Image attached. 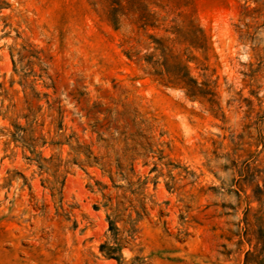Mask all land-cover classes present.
I'll use <instances>...</instances> for the list:
<instances>
[{
    "label": "rangeland",
    "instance_id": "1",
    "mask_svg": "<svg viewBox=\"0 0 264 264\" xmlns=\"http://www.w3.org/2000/svg\"><path fill=\"white\" fill-rule=\"evenodd\" d=\"M144 1L164 23L149 33L205 30L190 66L215 103L130 60L134 25L101 2L0 0V264H244L264 211V0Z\"/></svg>",
    "mask_w": 264,
    "mask_h": 264
},
{
    "label": "trees",
    "instance_id": "2",
    "mask_svg": "<svg viewBox=\"0 0 264 264\" xmlns=\"http://www.w3.org/2000/svg\"><path fill=\"white\" fill-rule=\"evenodd\" d=\"M96 2L106 5L107 17L115 30H121L125 22L130 21L134 25L132 28L134 36H128L126 41L134 40L138 46H131L125 54L130 60L140 64L146 74L167 87L183 90L186 97L191 100L206 99L215 103L216 93L209 83L199 82L191 72L190 62L196 61L197 57L192 55L193 51L190 49L209 48V36L198 23L190 20L182 26L174 24L163 28L170 36H157L149 33V29H160L164 23L160 22L156 12H151L144 0H96ZM144 36L148 39L147 42L142 41ZM176 44L187 45L184 53L177 52ZM188 50L189 55L186 54ZM95 159L98 161V158ZM256 193H258L256 200L264 206V189L258 185ZM110 223L111 227H116L112 220ZM245 223L243 239L247 240L251 248L246 251L244 264H264V211L260 209L255 223L249 221ZM101 251L108 256H114L116 247L102 244Z\"/></svg>",
    "mask_w": 264,
    "mask_h": 264
}]
</instances>
